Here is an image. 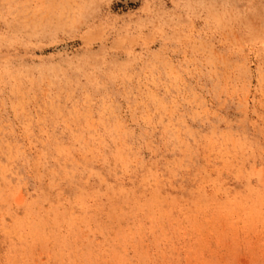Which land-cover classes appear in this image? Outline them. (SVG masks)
Listing matches in <instances>:
<instances>
[{
    "label": "rangeland",
    "instance_id": "1",
    "mask_svg": "<svg viewBox=\"0 0 264 264\" xmlns=\"http://www.w3.org/2000/svg\"><path fill=\"white\" fill-rule=\"evenodd\" d=\"M0 264H264V0H0Z\"/></svg>",
    "mask_w": 264,
    "mask_h": 264
}]
</instances>
